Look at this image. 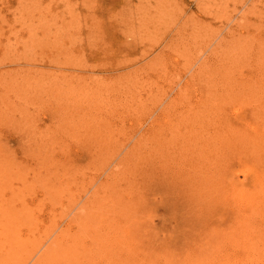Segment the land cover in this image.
<instances>
[{"label": "rangeland", "instance_id": "374dc122", "mask_svg": "<svg viewBox=\"0 0 264 264\" xmlns=\"http://www.w3.org/2000/svg\"><path fill=\"white\" fill-rule=\"evenodd\" d=\"M261 107L264 0H0V208L34 209L42 229L50 208L64 222L104 179L130 191L124 211L100 200L111 205L95 217L107 241L93 242L86 229L98 225L85 224L80 264H168L152 253L170 249L183 196L199 184L209 197L228 194V179L217 180L221 133ZM154 118L165 124L119 164ZM214 197L207 209L190 203L200 226L217 231L225 219ZM225 237L210 239L198 264H264V243L249 263Z\"/></svg>", "mask_w": 264, "mask_h": 264}, {"label": "bare ground", "instance_id": "6f19581e", "mask_svg": "<svg viewBox=\"0 0 264 264\" xmlns=\"http://www.w3.org/2000/svg\"><path fill=\"white\" fill-rule=\"evenodd\" d=\"M244 3H246V2H244ZM251 7H253V6H251ZM216 34H218V33H216ZM233 34H235V33H233ZM227 46H228V44H227ZM254 64H256V63H254ZM239 68H241V67H239ZM258 69H260V68H258ZM241 71L242 70H240V73H241ZM240 76H242V75H240ZM260 81H262V79ZM245 83H246V85H245L246 88H254L255 87L253 82H251L250 80L247 81V79H246ZM231 92H232V89H231ZM246 98L248 101V97H246ZM160 117H161V115H160ZM158 120H159V118H154L151 121V123L148 125V127L139 134V137L137 138V140L130 147H128V150L126 152H124L123 158L118 160L120 162L119 164H122L125 160L129 159V157L132 154L137 153L138 149L140 148V146L142 144V141L145 140L146 138H152L154 133L156 131H158V129H161V127L165 124V120H164V122L158 121ZM222 122H223V120H222ZM231 122H232L231 125L229 124L230 126L225 131V133H221L222 139L225 137V139L222 140L223 145L225 146V151L223 153V156H221L220 159L218 158L219 161H216L218 166L215 164V166H217V168L219 166H221V168H222V170H220V172H219V173H221V176L217 180L220 179L219 181H221L222 178L226 179V180L228 179V183L226 185L227 191H229L228 194H226L227 192L226 193H219V194H224V195H222V196L216 195V198L212 194V195H210L212 197H209V196H207V194L209 193V191H207V190H209L208 189L209 187H207L206 184H204L202 186H200V184H199L198 187H200V188H198V187H196L197 186V184H196V186H195L196 188H192V191H195L193 194L192 193L191 194L186 193V195L183 196L182 205L186 204V208L183 210V212L181 209H179L177 214H175V220L177 221V225H176L177 231H176V235L172 236V238L170 239V242H171L170 249H168V251L166 250V252H163L161 254H158V252H153L152 253V257H153L152 259L153 260H158V261L162 260V261H164L163 263H168V264H171V263H175V264H185V263L186 264H198L199 262L203 261L205 258L208 257V255H205V253L202 252L201 250L205 246L209 247L210 245H212V242L210 241V239L220 237V236H223V237L226 236L225 238L228 239V241H231L232 246H234L238 250H241L242 253L238 254V255L244 256V258L246 259L245 261H248L249 263H251V261H254L253 256H256L255 254H258V253H255L256 251L253 248H257V245H259L258 241L261 243H264V240H262V239H264V108L261 107L260 112L259 111H253V110H249L248 112L242 111V113H240L237 117H235V119H232ZM153 127H156V129H153ZM221 127H223V126H221ZM163 130L165 131V129H163ZM134 159H136V158H134ZM212 170H214V169H212ZM113 171L115 172V170H113ZM210 173L212 174V173H214V171L213 172L211 171ZM210 173H209V176L211 175ZM109 179H111V180H108V179L105 180L104 179V181H101V183H99L94 189H92V191H90L89 195L86 194L87 195V196L85 195L86 198L85 197H84V199L82 198L83 200L81 201V203L79 202L80 203V205L78 204L79 206H76L73 208V206L71 205L70 206L71 208L69 207V209L65 213V216L67 218L65 217L66 220H64V222H60L61 219H63L64 217L60 218V221H59L60 223L59 222L58 223L53 222L52 220L56 215L55 214L56 209H55V207L50 208V210H48V211H50V213H49L50 216L48 215L49 219H47L45 226L42 225V226H44V228H42V229L39 226V220L37 218V215H36V212L34 211V209L33 210L24 209L22 207L21 209L16 210V209L12 208L11 206L8 207L7 206L8 203H4L3 204L4 206H2V208H0V264H17L18 262L20 264H80V263H82V261H80V263H79V260H83V259H80V255H81L80 252L82 251V249L79 246V243H80V233H81V231L83 232L85 229L84 227H86L84 225L88 224V222L90 220H92V222L89 224L93 225V223L96 222L98 225V223H101L102 220L95 218L97 211L98 212H105V214H106V211L108 212L107 206L110 203H107V202L109 200L105 204H103L100 200L104 199L106 196L107 197L111 196L114 199V201H112L113 205L115 204L116 207H119L124 211L123 206L125 205V203H124L123 198H124V196L127 197V195L129 194L130 191H127L125 189V187L119 188L120 185L117 186L115 184H112L111 181L112 180L116 181L115 179H112V178H109ZM206 179H209V178H206ZM210 179H213V177ZM216 182H218V181H216ZM214 184H216V183H214ZM214 184H211V185H214ZM68 186H70V183ZM68 186H67V188H68ZM208 186H210V185L208 184ZM222 186H223V184H222ZM219 187H221V185ZM212 188H213V186H212ZM68 190L70 191V188ZM108 190H116V192L112 196L111 195L112 192H110V194H109ZM122 190H124L125 193L123 194L122 197L119 198V195L121 194ZM213 190L211 189L212 193H214ZM223 190H225V189H223ZM71 191H73V188ZM86 191H87V189H86ZM107 191H108V193H106ZM215 192L217 193V190ZM14 196L17 197V195H14ZM129 197L131 198V196H129ZM136 197L137 198H135V199H138V196H136ZM213 197H214V201H216V200L218 201V197L222 198L221 203H220V200L217 203L219 206H221L219 213L223 217V219H225L224 223L220 224L219 227L217 226L218 227L217 231H216V229H212V226H205V227L200 226V224H201L200 220L196 216V214H198V213L195 212L196 208H194V206L191 205V203H190L193 199H197L198 205L203 206V204H204V208H205L206 207L205 205L210 203L211 200H213V199H211ZM208 199H210V202ZM115 205H114V207H115ZM109 206H111V205H109ZM192 206H193V208H192ZM213 206H215L214 202H213L212 207ZM216 206H217V204H216ZM100 207H102V208H100ZM212 207L210 206V208H212ZM204 208H202V209H204ZM216 208H218V207H216ZM206 209H207V207H206ZM206 211H208V210H206ZM206 211H205V213H207ZM213 211H211V212H213ZM115 212H116V210H115ZM199 212H200V210H199ZM105 214H104V216H106V218H104L105 220L103 219L104 222L107 220V215H105ZM132 214L130 216H132ZM134 214H136V213H134ZM211 214H213V213H211ZM98 215H100V214L98 213ZM112 215H114V214H112ZM136 215H138V214H136ZM256 215H258V217H260L259 221L261 220V222H258L257 224H255V222H252V219L254 217H256ZM101 216H99V218H102ZM205 216L208 217V215H205ZM204 217L203 218L200 217L203 219V222L205 221ZM121 218H123V216ZM137 220L138 219H136V221ZM112 221L113 220H111V222ZM206 221H207V219H206ZM102 223H103V221H102ZM138 223H139V221H138ZM95 225L96 224H94L93 226H95ZM100 226L102 227L104 225L100 224ZM100 226L98 225L97 226L98 228L95 229V227H93L91 229V226L89 227V225H88L87 226L88 229H86V230H88V233H89V231H90V233L93 232L92 237H94V238L92 240H93V242H95L97 240L98 244H100L101 241H103L102 239L105 237V234H104L105 231L104 230H103L104 235L102 233H99V231H98V230H100L99 229ZM137 227H138V225H137ZM137 227H135L134 229L137 230L136 229ZM206 227H211V228L208 229ZM93 229H95V230H93ZM42 230H43V232H42ZM91 230H92V232H91ZM109 231H110V229H109ZM109 231H107V232H109ZM118 231H121V230L119 229ZM196 231H198V232L195 233ZM113 232H115V231H113ZM127 233L129 234V232H127ZM143 233H144V230H143ZM123 234H122V236H123ZM139 234L140 233H138V235ZM117 235L119 236L121 234L119 233ZM140 235H142V234H140ZM111 237H112V235H111ZM104 240L107 241L106 238H104ZM108 240H110V239H108ZM120 240H122V239H120ZM131 240H132V237H131ZM135 241H134V243H135ZM148 241H149V239H148ZM129 242H130V240H129ZM213 242H214V240H213ZM108 244H109V242H108ZM108 244H106V246ZM127 244H129V243H127ZM135 244H137V243H135ZM110 245H108V246H110ZM122 245L124 246V244H122ZM122 245L121 246L118 245L120 248L119 249L117 248V251H119L123 247ZM99 246H101V245H99ZM108 246H107V249H110ZM114 246L117 247L116 244H114ZM114 246L111 245L110 247L112 248ZM188 247H190V248L195 247V250L190 252L191 250ZM218 250H220V249H218ZM103 251H106V248L103 249ZM108 251H112V250H108ZM259 251H261V249H259ZM111 253H109V254H111ZM125 254H126V252H125ZM141 254H143V253H141ZM144 254L146 255V253H144ZM91 255H89V257ZM113 255L115 256V254H113ZM129 255H131V253ZM85 256H83V257H85ZM134 256H135V254H134ZM83 257H81V258H83ZM257 257H261V256L257 255ZM121 258L122 257H120V259ZM244 258L242 257L241 259L243 260ZM127 259H128V257H127ZM145 259H147V258H145ZM106 260H107V258H106ZM133 260L130 262L135 264V262H133ZM126 261L127 260H125L124 263H127ZM141 261L140 262L138 261V264L141 263ZM109 263H111V262H109ZM121 263H123V262H121ZM149 263H151V262H149ZM142 264H143V261H142ZM145 264H146V262H145Z\"/></svg>", "mask_w": 264, "mask_h": 264}]
</instances>
